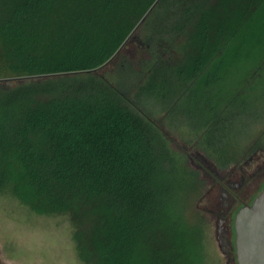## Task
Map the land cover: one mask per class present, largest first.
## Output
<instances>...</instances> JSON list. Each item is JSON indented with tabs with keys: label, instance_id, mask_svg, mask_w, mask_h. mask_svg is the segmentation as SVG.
Here are the masks:
<instances>
[{
	"label": "trees",
	"instance_id": "trees-1",
	"mask_svg": "<svg viewBox=\"0 0 264 264\" xmlns=\"http://www.w3.org/2000/svg\"><path fill=\"white\" fill-rule=\"evenodd\" d=\"M137 29L175 56L136 77L184 97L219 148L222 111H246L264 75V0H0V78L20 79L0 84V193L66 215L83 264H204L196 174L97 73Z\"/></svg>",
	"mask_w": 264,
	"mask_h": 264
},
{
	"label": "rangeland",
	"instance_id": "rangeland-1",
	"mask_svg": "<svg viewBox=\"0 0 264 264\" xmlns=\"http://www.w3.org/2000/svg\"><path fill=\"white\" fill-rule=\"evenodd\" d=\"M144 35L142 29L132 33L97 73L119 89L133 112L149 125L169 164L196 174V191L188 201L186 217L190 224L199 226L202 234L203 263L228 264L224 253L227 249L220 248L217 240V213L221 211L216 206L221 202L218 186L235 197L227 210L232 220L231 252L235 258L236 212L242 203L251 204L264 186V75L257 89L248 90L251 84L246 86L244 95L249 101L246 111L237 113L233 108L222 111L226 126L217 149L211 146L214 140L209 138L213 131L210 123L192 119L181 110L184 97L164 98L156 87L148 88V76L136 77L153 55L175 56L168 45L156 49L147 44ZM125 70L132 72L131 77L124 74ZM261 73L264 74V69ZM19 81L9 74L0 78L1 85L10 87ZM241 179L243 182L239 184ZM227 182L240 186L231 189ZM72 234L66 215H38L14 196L0 193V264H83L77 257Z\"/></svg>",
	"mask_w": 264,
	"mask_h": 264
},
{
	"label": "water",
	"instance_id": "water-1",
	"mask_svg": "<svg viewBox=\"0 0 264 264\" xmlns=\"http://www.w3.org/2000/svg\"><path fill=\"white\" fill-rule=\"evenodd\" d=\"M233 226L236 264H264V186L238 209Z\"/></svg>",
	"mask_w": 264,
	"mask_h": 264
},
{
	"label": "flooded vegetation",
	"instance_id": "flooded-vegetation-1",
	"mask_svg": "<svg viewBox=\"0 0 264 264\" xmlns=\"http://www.w3.org/2000/svg\"><path fill=\"white\" fill-rule=\"evenodd\" d=\"M242 182L243 181L241 179L239 184H241ZM239 184L233 185L227 182L228 187L231 189L238 187ZM218 187H219V192L221 194V197L219 198L221 202H218L216 206L217 208L221 209V211H218L217 213L219 215L218 222H217V240H218L220 248L223 247L227 249V250H224V253L229 259L228 264H236L234 254L231 252L233 250V243H232L233 232H232V224H231L232 220H231V215L229 214V212H227V210L229 209L228 208L229 205H231L234 202L235 197L232 193L225 191L221 185H219ZM243 205H247V204L242 203L241 206Z\"/></svg>",
	"mask_w": 264,
	"mask_h": 264
}]
</instances>
